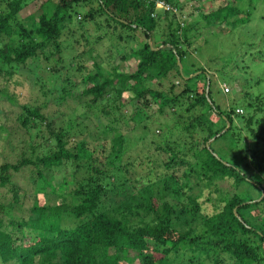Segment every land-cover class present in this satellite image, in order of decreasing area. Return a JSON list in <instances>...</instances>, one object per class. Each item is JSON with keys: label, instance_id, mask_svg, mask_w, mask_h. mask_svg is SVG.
Returning a JSON list of instances; mask_svg holds the SVG:
<instances>
[{"label": "trees", "instance_id": "trees-1", "mask_svg": "<svg viewBox=\"0 0 264 264\" xmlns=\"http://www.w3.org/2000/svg\"><path fill=\"white\" fill-rule=\"evenodd\" d=\"M39 1L0 0V97L6 80L22 91L28 78L46 87L36 77L47 70L60 81L52 92L57 103L82 87L75 99L85 111L81 122L68 116L49 120L42 107L20 106L19 123L29 141L26 157L0 165V188L7 189L0 193V264H264V91L246 94L244 106L232 99L235 105L223 110L211 97V77L188 60L200 21L223 35L244 24L236 7L242 0ZM156 1L175 13L153 17ZM84 5L89 10L77 22L73 7ZM25 13L23 23L19 16ZM161 22L164 39L157 45ZM91 23L97 31L106 28L98 40L117 32L119 53L140 47L131 54L133 71L116 64L105 72L94 59V72L86 70L85 60L76 68L61 65L62 36L74 24L86 42L83 32ZM234 81L231 94L242 90ZM164 82L166 89L157 88ZM153 104L159 115L178 122L157 135L159 141L148 124ZM125 117L143 130L151 179L135 176L137 159L127 156L124 137L115 134ZM102 118L113 140L79 139ZM241 129L251 142L236 149L240 163L223 160L221 146L213 144L229 135L238 148L233 131ZM224 184L228 190L221 189ZM243 184L257 197L244 188L239 192Z\"/></svg>", "mask_w": 264, "mask_h": 264}, {"label": "rangeland", "instance_id": "rangeland-1", "mask_svg": "<svg viewBox=\"0 0 264 264\" xmlns=\"http://www.w3.org/2000/svg\"><path fill=\"white\" fill-rule=\"evenodd\" d=\"M43 1L44 0H40L39 2ZM182 2L188 5L192 4V0H181V4ZM236 7L239 10V18L243 20V25L223 35L219 33L217 28H212L210 31H207V29L204 28L205 25L203 22L200 21L198 27L192 33L194 45L192 50H189L191 58L188 60L195 61L204 68L208 76L211 77L213 81L211 86V97L215 104L223 110L227 109L229 106L235 105V103L244 106L247 102L244 99L246 94L256 96L264 91V19H260V16H264V0H242L236 4ZM88 10L89 6H75L73 7L72 13L73 16L78 13L76 16V21L78 22V19L83 18V15H85ZM188 11L187 9V12ZM185 12L186 10H184V16L187 18V12ZM25 15H28V13L19 16V20H23V23H25ZM88 24L84 23L83 25L86 26ZM163 25L164 23L161 22L160 29L157 30V34L154 37L156 43L158 42L157 45H160L162 39H164L162 37L163 31H165ZM102 26H104L103 23ZM229 26V24H225V27L229 28ZM70 28L71 31L66 32L61 38V52L59 56L62 66H68L71 63L74 65L77 64L78 60H85L86 62L84 64L86 70L94 72L96 69L93 65V61H91L94 59L96 64L105 72H108L109 67L116 64L122 71L124 67L127 68V71H133L135 69L136 62L134 58L131 57V54L140 49V47L137 45L126 47L123 53H119L122 46L121 43L116 40L117 32L113 33L112 30H109L107 32L113 34L111 37L105 35L103 40H98L97 37L103 35L106 28L103 27L101 31H97L95 26L91 23L88 29H85L83 32L89 35L85 42L81 39L82 32L78 30L79 28L75 27L74 24L70 25ZM160 31L161 33H159ZM87 44L93 49L92 53H89ZM124 53L126 62H122L120 59V56ZM183 65L184 72H186L188 65L186 63H183ZM68 72L70 74L72 73V71ZM48 76L49 73L47 70H39V75H37L36 78L47 82L46 87H39L37 83H34V80L31 81L28 78L26 80L28 89L25 88V91H22V87H13L7 80L1 83V89L5 97H0V165L5 163L14 164L20 161L22 157L27 156L26 148L29 139L19 123V119H21V115L19 114L21 105L27 103L28 106L42 107L44 113L49 116V120L59 119L61 117L65 120L68 116L69 119L76 118L81 122V115L85 110L81 108V103L75 98L82 91V87H77L73 91L72 98H68L65 103L61 105L57 103L55 99L56 95L54 96L52 94L53 88L59 90L60 81L54 82ZM234 80H239L238 83L242 90L239 88L237 93L234 91V94H231V87H234L236 84ZM152 85L153 84H146L147 87H151ZM220 86L222 90L223 87H227L229 93L223 92ZM47 87H49V89H47ZM166 87H168V83L164 82L162 86H158L157 88L166 89ZM202 88H204L203 83L200 85V89ZM50 89H52V91H50ZM5 91H7L6 94L8 93L9 95H6ZM232 99H236L235 103ZM239 109L242 108L240 107ZM150 114L152 117L148 124L150 132L155 133V141H159L157 135L166 133L169 127H173L178 123L176 119H174L175 117L159 115L157 112V105L154 104L151 106ZM127 115H129V113H127ZM141 118L143 119V117ZM210 120L215 121L213 118ZM238 121H241V119ZM238 121H235L236 125L242 127ZM57 122L59 123V120ZM82 122L85 124L84 121ZM107 125H110L108 119L102 118L100 122L96 121L95 124L88 125V130L84 136L79 139L82 140V138H84L87 139L88 142L92 140L96 142L95 139L103 138L111 141L114 138V134L106 129ZM134 126V122L129 121L128 117H125L118 125H115V134L119 133L124 137L127 156L137 159L135 176H145L151 179V175L149 174L150 167L147 161L149 149L146 148V144L142 139L143 130L140 128L135 129ZM159 126H161L162 129H159ZM233 132L239 144V150L236 148L235 140L229 135L222 137L221 140L213 144V147L221 146L220 149L217 148V151H219L218 153L223 160L230 161V158L234 157L240 163L241 154L238 152L241 150V147L244 149V143L248 145L251 141L245 136V131L243 129H241V131L234 130ZM150 135L151 134H149V136ZM159 156L162 159L166 157L163 154ZM241 167L243 169V166ZM68 172L69 171H67V173ZM20 175L21 174H18L14 177L16 183L21 181ZM259 177L264 179V174H260ZM225 185L226 184L221 186L222 190H228L227 185ZM242 186L244 187H242L239 192H244V188L247 189L248 192L246 194L249 197H257L258 192L256 190L245 184ZM6 191V188H0L1 194H4ZM40 198H42V196H40Z\"/></svg>", "mask_w": 264, "mask_h": 264}, {"label": "built area", "instance_id": "built-area-1", "mask_svg": "<svg viewBox=\"0 0 264 264\" xmlns=\"http://www.w3.org/2000/svg\"><path fill=\"white\" fill-rule=\"evenodd\" d=\"M154 8H155V11H154V13L152 14L153 17H156L157 13H160V12H167V11H170V10H172V12L175 13V10H174L173 8H171V6H168V5H166V4L162 3V2H156ZM78 18H79V17H78ZM227 90H228V89L225 88V92H226Z\"/></svg>", "mask_w": 264, "mask_h": 264}, {"label": "crops", "instance_id": "crops-1", "mask_svg": "<svg viewBox=\"0 0 264 264\" xmlns=\"http://www.w3.org/2000/svg\"><path fill=\"white\" fill-rule=\"evenodd\" d=\"M137 1H147V0H137ZM156 2H161V1H156ZM162 3H163V2H162ZM154 11H155V8H154ZM160 13H163V12H160ZM160 13H157V15L160 14ZM157 15H156V16H157Z\"/></svg>", "mask_w": 264, "mask_h": 264}]
</instances>
